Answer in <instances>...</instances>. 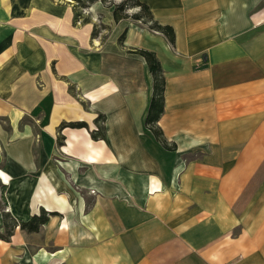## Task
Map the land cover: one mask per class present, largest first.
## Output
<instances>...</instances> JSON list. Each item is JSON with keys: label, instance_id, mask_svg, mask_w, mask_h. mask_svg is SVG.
<instances>
[{"label": "crops", "instance_id": "crops-1", "mask_svg": "<svg viewBox=\"0 0 264 264\" xmlns=\"http://www.w3.org/2000/svg\"><path fill=\"white\" fill-rule=\"evenodd\" d=\"M138 1L0 0V264H264V0Z\"/></svg>", "mask_w": 264, "mask_h": 264}, {"label": "trees", "instance_id": "trees-1", "mask_svg": "<svg viewBox=\"0 0 264 264\" xmlns=\"http://www.w3.org/2000/svg\"><path fill=\"white\" fill-rule=\"evenodd\" d=\"M72 3L73 7V19L75 21L80 20L79 17L81 15V12L86 9L89 4L96 0H68ZM102 3L110 5H113L112 8V17L113 20L116 21L119 18L122 17H131L134 20H139L143 23H148L151 28L161 32L168 41H172V30L167 25H159L155 21L151 19V14L148 10V7L138 1V0H119L118 2H111V0H100ZM134 8L135 12H131L130 14L127 13V10H132ZM96 25L93 26V31H95ZM92 31V33H93ZM122 37V34L119 36L118 40H120ZM138 52L144 57L147 69L149 73L152 76V91L151 96L148 102V106L146 109V114L144 117V125L147 129L150 130L154 138L159 141L162 146L172 148V146H167L165 143L164 138L162 137V134L160 132V129L157 125V119L159 115L161 114L163 110V77L161 75L160 67L158 64V61L154 57V54L150 51L146 50H138ZM61 126H69V127H86L85 122L83 121H76V122H67L60 124ZM101 130L100 127H97L96 132H99ZM92 136H95V134L92 133ZM59 142V141H57ZM6 215V214H4ZM46 212L41 211L38 215H32L28 220L19 222L17 224L19 228L24 229L26 231H36L40 224L46 221ZM9 226L11 227L10 232L14 228V220L9 221ZM0 235V239L7 240L8 235Z\"/></svg>", "mask_w": 264, "mask_h": 264}, {"label": "rangeland", "instance_id": "rangeland-1", "mask_svg": "<svg viewBox=\"0 0 264 264\" xmlns=\"http://www.w3.org/2000/svg\"><path fill=\"white\" fill-rule=\"evenodd\" d=\"M112 1V0H111ZM115 1V0H113ZM112 1V2H113ZM28 118H24V121L28 122ZM0 208H2L1 210V215H0V235H7L10 232V226H9V221H12V217L11 215L7 212V211H3L4 207H2V203L0 202ZM6 214V215H4Z\"/></svg>", "mask_w": 264, "mask_h": 264}]
</instances>
